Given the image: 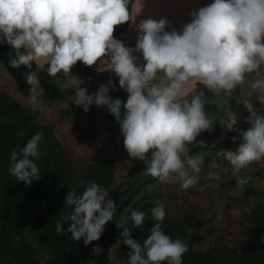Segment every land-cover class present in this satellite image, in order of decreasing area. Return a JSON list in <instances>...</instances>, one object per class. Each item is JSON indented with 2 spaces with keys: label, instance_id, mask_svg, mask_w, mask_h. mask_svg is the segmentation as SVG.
Instances as JSON below:
<instances>
[{
  "label": "clouds",
  "instance_id": "clouds-1",
  "mask_svg": "<svg viewBox=\"0 0 264 264\" xmlns=\"http://www.w3.org/2000/svg\"><path fill=\"white\" fill-rule=\"evenodd\" d=\"M129 3L0 0V46L14 50L11 68L28 69L22 78L29 86L32 110L43 108L40 98L45 89L38 73L45 72L48 78L68 76L74 89L72 103L84 112L93 105L105 107L119 125L128 156L143 162L145 175L161 184L178 183L183 191L199 183L205 166L206 154L200 149L208 145L198 137L213 133L218 125L224 134L220 139L236 133L231 137L235 148L222 147L215 156L228 162L235 183L243 189L252 179L241 175L243 170L264 161V0H212L192 10V19L180 30L167 18L137 23L139 12L130 11ZM124 24L134 25L138 34L134 47L114 35ZM78 62L89 68L106 65L118 78L119 89L127 93L126 101L110 95L117 89L112 78L89 94L82 86L86 80L73 74ZM254 96L259 109L251 99ZM231 100L242 105L247 115L224 111ZM206 105L220 108L223 114L211 116ZM42 142L43 133L37 132L18 151H11L8 172L16 181L30 186L40 179L38 162L46 155L39 147ZM193 149L198 150L193 153ZM207 178L220 181L221 174L208 172ZM152 203L150 215L156 223L149 235L142 242L134 238L133 229H139L147 215L132 208L126 216L131 226H119L123 230L111 247L127 246V264H183L187 240L165 234L166 202ZM63 206L69 211L56 221V233H70L73 241L83 240L85 246L101 239L117 212L110 193L94 180L84 185L82 193L69 190ZM251 211L244 208L237 215ZM92 251L100 255L103 250L93 245Z\"/></svg>",
  "mask_w": 264,
  "mask_h": 264
},
{
  "label": "rangeland",
  "instance_id": "rangeland-1",
  "mask_svg": "<svg viewBox=\"0 0 264 264\" xmlns=\"http://www.w3.org/2000/svg\"><path fill=\"white\" fill-rule=\"evenodd\" d=\"M73 74L76 73L73 71ZM40 79L41 85L53 84L55 86L56 97H54L52 102L43 101L40 98L43 108L39 112L38 123H47L52 126L59 143L71 151L72 157L69 160L71 159L76 167L81 166L79 163L84 160L91 161L100 157L109 159L112 164V180L108 189L109 193L122 189L127 182H132L138 175L140 176L144 173V164L142 161L132 160L122 144L119 147L116 146L117 141L123 139V136L115 120L103 117L96 111L94 106H90V111L88 112H84L82 108L75 106L73 115H62V112L67 109L68 104L72 103V95L74 92V89H72L69 83L70 78L68 76L58 75L56 78H48L45 73ZM82 86H87V83ZM0 87L21 106L31 108L28 93H24L17 88L1 64ZM238 95L241 99L244 98L243 92H239ZM117 97H119V94ZM251 99L259 109L261 105L255 102V96ZM103 108L106 109L105 107ZM206 109L213 117L218 114H223L222 110L214 105H206ZM223 109L224 111L231 110L241 113L242 116L247 115L243 106L238 104L236 100H231L228 105L223 106ZM60 111L62 112L60 113ZM85 115L90 116V118L92 117L86 121L89 127L87 133L93 134L97 131L100 135L103 134L101 138L98 137L94 140L86 134L84 131ZM241 127L246 128L247 125L241 121ZM222 135L224 134L217 125L213 133L205 132L198 137V139L205 140L208 147L200 149V151L206 154L205 166L199 174L200 181L195 187L188 191H183L180 189L178 183L161 184L158 180H154L146 183L136 196L138 197L145 193L157 195L162 198L166 201L168 207V218H177L185 211L192 212L195 223L191 230V237L195 239L194 249L202 251L211 248L220 255H228L231 253V248L242 242L248 235L249 224L242 220L241 215H237V211H242L250 202L257 200L256 196L244 194L247 188L264 192V161L253 163L248 169L243 170L241 175H250L252 179L250 183L241 189L235 183V177L232 175L228 162L215 156V153L222 147L235 148L231 140L225 141V138L220 139ZM214 142L216 143L214 149L210 150ZM197 150L193 149L192 152L195 153ZM212 163L218 164L219 167H211ZM216 171H219L221 174L220 181L207 178L208 172ZM128 206L122 208L115 220L114 234L116 240L123 230L119 226H126V211ZM93 245L92 243L86 247L89 253L95 255L92 251ZM112 245L106 248L107 258L110 264H127L121 256L123 246L112 248ZM32 250L36 255L41 252V249L34 245H32ZM43 252L46 253V251ZM87 264H99V262L94 260Z\"/></svg>",
  "mask_w": 264,
  "mask_h": 264
},
{
  "label": "trees",
  "instance_id": "trees-1",
  "mask_svg": "<svg viewBox=\"0 0 264 264\" xmlns=\"http://www.w3.org/2000/svg\"><path fill=\"white\" fill-rule=\"evenodd\" d=\"M126 24L117 26L114 35L123 29ZM8 56L9 58H14V50L8 48ZM1 64V63H0ZM83 69L86 72H91L88 70L86 66L83 65ZM21 77L23 83L24 80L22 76L28 69H25L23 66L19 69H16ZM98 73H107V72H98ZM45 73L42 75L44 76ZM44 89V95L41 97L43 101L52 102L55 94V86L53 84H43L41 85ZM4 98H0L1 104L5 106V108L10 109L13 112L19 114L18 119H20V124L22 130L25 129L27 120L31 122V130L38 131H46L48 134L52 136L53 149H52V161H53V183H52V196H51V204H52V214L50 216L49 224L47 225V229L43 231L45 235L46 231H48L51 235V244H38L36 247L41 249V251H48L49 255L46 261L43 264H65L64 256H65V245L70 233H65L63 235H58L55 231L56 221L61 219L62 213L69 211V209L63 206L64 199L67 195V192L73 188L76 189L77 193H82L84 190V185L88 183L90 180H94L99 183L102 187H104L107 191L111 184L112 180V164L109 159L100 158L96 161H87L84 160L81 162V173L78 176L77 174L73 175V178L65 179L64 174L61 172V169H58L57 166L63 161L69 160L71 157V153L68 152L67 148L62 146L59 141L55 138L53 134V129L51 125L40 124L36 121L39 116L40 110L33 111L32 108H25L21 106L16 101L8 98L7 94L1 93ZM257 104H260L257 100H255ZM67 109L62 112L63 116H71L73 115V110L75 105L73 103H69L66 107ZM99 113V112H98ZM100 114V113H99ZM26 115L25 119L23 116ZM102 115V114H100ZM103 116V115H102ZM105 117V116H103ZM108 118V117H105ZM228 137L225 138V141L231 140L233 135L236 133H227ZM214 149V146L210 147V150ZM71 168V166H70ZM76 170V168H74ZM139 176V175H138ZM137 178V177H136ZM154 179H150L148 182H152ZM83 182V183H81ZM147 182V183H148ZM131 182H127L122 189L117 190L116 192L110 193V198L114 201L120 196V194L127 188V186ZM145 185V184H144ZM143 185V186H144ZM143 186L141 188H143ZM140 188V190H141ZM139 192V191H138ZM145 193H143L144 195ZM246 195H253L257 197L256 201L250 202L244 208L251 207L252 211L250 214H242V220L246 221L249 224L248 235L246 238L240 242L239 244L234 245L231 248V253L228 255H220L214 249L208 248L206 250H197L194 249L195 239L189 235V230L191 231L194 227V219L193 213L189 211L183 212L177 218H168L165 225L162 227L165 234L169 235L173 239L179 238L181 240H187L188 243V252L183 256V264H264V192H258L252 188H247L244 191ZM132 198L128 201L130 202ZM128 202L123 206H127ZM166 202V201H165ZM19 203V202H18ZM28 209V205H26ZM154 206L152 202H145L138 206V210L146 213L147 218L143 225L137 229V232L142 238L146 237L149 229L156 223V221L151 219L150 209ZM122 207V208H123ZM16 209L15 214H8V209ZM23 206L19 207L17 205L16 200L9 201L5 209V218H8L7 226L10 229H16L18 226L22 224L26 227H35L36 220L34 216H32L31 208L28 209L29 212L22 211ZM121 208V210H122ZM243 208V209H244ZM242 209V210H243ZM121 210L118 212L120 214ZM117 215V216H118ZM65 228L68 227L67 224L64 225ZM40 229V228H38ZM2 237V231L0 228V239ZM112 240V234L110 232H104L100 241L101 245H109ZM83 240L76 242L72 240V243L69 248V264H87L91 261L96 260L99 262L97 255L89 253L87 247L82 244ZM3 243H0V249L6 251L5 253L0 254V263L1 264H28L30 260H32V254L25 256L23 253L30 252L32 250V246L29 247L28 244H11V245H19L17 252L18 254H13L12 247H2ZM35 246V245H34ZM123 246V251H121V256L128 262L129 257V249L127 246ZM2 247V248H1ZM21 251V254L19 252ZM105 255L107 258V252L105 249ZM108 260V258H107ZM33 264V263H31ZM100 264V263H99ZM108 264H110L108 260Z\"/></svg>",
  "mask_w": 264,
  "mask_h": 264
},
{
  "label": "flooded vegetation",
  "instance_id": "flooded-vegetation-1",
  "mask_svg": "<svg viewBox=\"0 0 264 264\" xmlns=\"http://www.w3.org/2000/svg\"><path fill=\"white\" fill-rule=\"evenodd\" d=\"M2 92L7 94V92L2 90V88L0 87V98H4V96L1 94ZM7 96L11 100L15 101L8 94ZM18 116V113L5 108V106L0 102V228L2 231L0 243H3L2 247H12L14 255L18 254L17 252L19 251V245L14 246L11 244H28L29 247L32 245L37 246L38 244H51L50 233L46 231L44 235L43 231L47 229L46 227L49 224L50 216L53 212L51 204L53 183L52 177L54 167L51 155L53 149L52 136L46 131H32L30 120L24 122L26 123V127L24 130H22L19 121L20 119H18ZM25 117L26 115L23 116L24 119ZM36 121L39 122V116L38 120L36 119ZM40 124L48 125L47 123ZM20 132L24 133L22 137L18 136V133ZM37 132L43 133V142L39 147L46 155L43 156L38 162L41 170L40 179L34 180L30 186H26L23 182L16 181V178L9 174V157L11 151L14 148L18 151L19 148H22L25 142ZM79 164H81V162ZM70 166L73 168L70 169ZM79 166L76 167V165H74L70 159L67 161L63 160L57 166V168L61 169V172L64 174L65 179H69V176L70 178H73L74 174H77L78 176L80 175L82 171ZM74 167L76 168V170H74ZM138 191H140V189ZM136 194L132 197V200L137 197ZM11 200H16L19 207L23 206V212H29L28 209L31 208L30 212L32 213V216H34V219L37 221L35 227H26L22 224L21 226H18V228L12 230L7 226L9 220L8 218H5L6 211L4 207L9 204V201ZM130 202H128V205L130 204ZM26 205H28V209L26 208ZM15 210L16 209L9 208L8 214H15ZM5 252L6 251H4L3 249H0V254ZM40 253L36 255V253L31 250L30 252H24L23 254L25 256L26 254L27 256L32 254V260H30L28 264H43L46 261L49 252L46 250V253H44L43 251H41ZM19 254H21V251L19 252Z\"/></svg>",
  "mask_w": 264,
  "mask_h": 264
},
{
  "label": "water",
  "instance_id": "water-1",
  "mask_svg": "<svg viewBox=\"0 0 264 264\" xmlns=\"http://www.w3.org/2000/svg\"><path fill=\"white\" fill-rule=\"evenodd\" d=\"M8 46L7 45H3L0 46V63L3 67V69L5 70V72L8 74V76L13 80V82L15 83V85L22 91L24 92H28V88L29 86L26 83H23L21 80V77L18 73V71L16 69H13L10 67L9 65V56H8ZM47 67V65L45 66V68ZM73 71L79 75L81 78L85 79L88 83H90V87L88 88V93L92 94L93 92H95L98 88V86L101 83H107L109 78H112L114 80H116L117 82V89L118 87V78H116L113 74H103V73H97V72H86L83 69V64L78 62L74 67H73ZM45 72H41L38 73L39 78H41V76L44 74ZM91 77V80H88V78ZM117 89L115 91H112L110 93V95L113 96V98H116V92ZM94 108L96 109L97 112H99L100 114H102L105 117H108L112 120L114 119V116L109 113L106 109H104L102 106L98 107L93 105ZM124 109L122 108V111ZM151 179L150 176L145 175V172L142 173L140 176H138L137 178H135L128 186L127 188L120 194V196L115 200L116 202V208H117V212L113 217V220L110 221L106 226H105V231H109L112 234V241L110 242L109 245H112L115 241V234H114V221L117 218L118 212L121 210V208L138 192V190L144 185L146 184L149 180ZM154 200H161L164 201L162 198H160L157 195H152V194H144V195H140L138 197H136L135 199H133L129 206L128 209L126 211V216L128 215V212L130 209L132 208H138V206H140L141 204L145 203V202H152ZM165 202V201H164ZM167 205V204H166ZM166 213L168 214V207L166 206ZM168 216L169 214L166 216V219L162 225V227L165 225V223L168 220ZM127 226H131L132 222L126 221ZM149 235V231L146 234V237ZM133 236L134 238H136L138 241L142 242V237L139 235V233L137 232V229H133ZM145 237V238H146ZM72 243V239H71V234L68 236L66 245H65V256H64V260H65V264H69V248L70 245ZM94 245H98L103 251L100 255H97L99 263L100 264H108V260L106 258L105 255V248L106 246L109 245H101L100 241H94L93 242Z\"/></svg>",
  "mask_w": 264,
  "mask_h": 264
},
{
  "label": "crops",
  "instance_id": "crops-1",
  "mask_svg": "<svg viewBox=\"0 0 264 264\" xmlns=\"http://www.w3.org/2000/svg\"><path fill=\"white\" fill-rule=\"evenodd\" d=\"M211 2L212 0H130L129 9L130 11H133V12H139V14L136 17L137 23H139L141 19H146V18H152L156 20H159L160 18H167L171 22V24L176 27L177 30H180L182 29L184 24L190 22V20L192 19V17L189 15V13L192 10L197 9L201 6H205ZM133 28H134V25L130 26L129 24H126L123 29H121L115 34V36L118 39H121L125 43L126 46L134 47L138 34L133 30ZM134 54L138 56L140 55L139 53H134ZM87 68L91 72L98 73V72L105 71L107 72L105 74H112L110 70L107 69L106 65H100L99 67L93 66L91 68L89 67ZM87 86L89 88L90 83L87 82ZM118 94L122 100L126 101L127 93L124 90H120L118 88L116 92V97ZM91 118L90 116L85 115V118H84L85 130L84 131L91 139L95 140L98 137L101 138V135L103 134L100 135L97 131H95V133L93 134L87 133V130H89L88 129L89 127L86 121L90 120ZM54 136L56 138L55 134ZM120 144L123 145V139L118 140L116 146L119 147ZM61 145L64 146L63 144ZM67 150L69 153H71L69 148H67ZM71 157H72V153H71ZM100 158H105V157H100ZM96 160L97 159H94V160H91L90 162L96 161Z\"/></svg>",
  "mask_w": 264,
  "mask_h": 264
}]
</instances>
